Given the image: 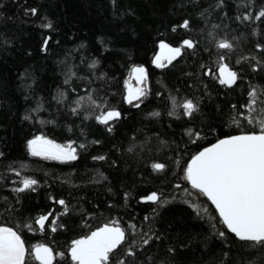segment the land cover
Listing matches in <instances>:
<instances>
[{
	"label": "snow or ice",
	"instance_id": "snow-or-ice-1",
	"mask_svg": "<svg viewBox=\"0 0 264 264\" xmlns=\"http://www.w3.org/2000/svg\"><path fill=\"white\" fill-rule=\"evenodd\" d=\"M206 4L196 13V19L202 22V26L194 29L189 16L173 24L171 32L182 29L190 35L182 38L175 46L165 39H158L155 44L151 58V65L155 69L162 73L171 71L180 60H184L186 67L192 69L180 70L177 82L183 88H168L167 96L162 90L153 94L149 71L142 64L128 66L127 76L121 86L116 77L110 80L107 73L97 74L100 61L95 57L89 59L81 56L80 65L68 67L69 52L65 53L63 60L57 61L65 65L67 71L63 73L64 87L57 89L52 99L56 101L58 112L62 108V114L81 120L80 125L70 121L65 126L69 133H74L75 127H80V135L84 136L83 128L87 121L101 126L111 134L118 123L132 118L133 110L141 113L145 120H159L163 115L161 111H145L143 107L153 95L157 101H164L168 106V117L183 120L179 140L163 139L162 136L167 133L156 131L152 136L145 133L139 143H136L138 137L133 136L127 148L128 153L139 157L137 163L144 161L145 166H150L154 173L164 174V181L158 189L138 193V203L156 205L152 207L151 215H145L139 226L133 222L124 226L118 217L107 220L71 239L64 251L54 252L45 243H35L28 247L21 230L36 231L38 228L43 233L50 229L56 233L58 228L67 227L60 222L59 217L70 216L72 210L65 199L57 200L49 195L48 198L63 209L59 215L47 211L34 218L24 217L16 207L20 203L19 194L35 192L40 182L34 176L24 174L23 165L20 168L9 165L7 172L15 177L11 179L10 192L16 198L10 202L8 197H4L0 201V214L6 217L4 222H0V264H186L182 257L192 250L193 243L200 246L201 253L200 259L194 264H264V84L252 83L254 77L259 78L264 74V0H206ZM111 6L113 15H116L117 0H111ZM180 6L184 7L183 0ZM193 6L198 5L193 3ZM24 14L40 16L35 7L25 8ZM134 14L131 8L119 12L121 16ZM40 19L41 28L55 31L52 20L47 16ZM229 32L240 34L229 36ZM2 43L5 47H14L13 41L6 36L2 38ZM52 43L53 37L45 36L40 51L48 53ZM100 43L103 46L105 42L100 40ZM242 44L247 45V54L241 48ZM53 46L59 47L60 40H56ZM77 47L85 49L87 46L81 43ZM238 49H241L239 54ZM108 50L104 48V51ZM204 53L208 60L203 59ZM27 55L31 56L32 53L28 52ZM233 56L236 57L235 65L229 63ZM81 66L86 74L78 76L73 69L78 70ZM19 76L24 81L30 73L25 69ZM205 79L229 90H234L238 83L248 80L241 98L236 103H230L226 113L217 106V112L227 117V126L231 128L234 125L231 131H222L225 122L215 124L202 111V101L210 95L209 84L205 83ZM76 81L84 87L80 88ZM97 81L108 87H93ZM113 85L116 91L110 90ZM200 85L204 89L202 95L184 91L185 88L198 90ZM26 89L31 91L32 85H26ZM118 94L120 99L113 104L111 101ZM29 99V95L24 96L26 102ZM124 105L128 106L127 110ZM42 110L44 103L42 100L37 101L35 107L25 109L21 119L33 125L55 126V120L40 118ZM168 127L171 128L172 124ZM136 131L143 133L144 129ZM209 136L215 142L204 146L203 142ZM153 140L157 143V153L166 148L171 155L165 154L163 160L159 156L154 157L149 165L145 161V152L149 155L152 153ZM90 144L100 145L102 141H88L85 137L79 144L70 138L59 143L43 131H37L25 140L24 149L30 157L71 166V162L77 161L81 151L86 152ZM113 149L120 151L116 145H113ZM4 156L0 152V157ZM91 159L108 161L104 154L93 155ZM110 166L117 167V161L112 160ZM169 172L171 179L168 178ZM9 179V176L0 177V181L6 182ZM106 179L101 172L98 178L93 177L90 182L100 183ZM108 191L112 192V189ZM193 191L198 193L197 199L204 197L209 202L203 211L201 205L191 201ZM178 194H182L183 198ZM131 198L130 191H123L125 207ZM177 201L192 210L194 219L203 221L200 231L187 235L186 239L183 234L172 235L167 230H157L152 226L159 214L158 209ZM115 206L108 204L107 207L110 211ZM209 208L214 210V215L209 212ZM14 216L20 219L10 225L8 221ZM81 219L85 218L81 216ZM135 219L132 217V220ZM86 227L85 223L81 230Z\"/></svg>",
	"mask_w": 264,
	"mask_h": 264
},
{
	"label": "trees",
	"instance_id": "trees-1",
	"mask_svg": "<svg viewBox=\"0 0 264 264\" xmlns=\"http://www.w3.org/2000/svg\"><path fill=\"white\" fill-rule=\"evenodd\" d=\"M117 3V14L113 15L111 0H0V152L5 154L4 157H0V177H10L6 182L0 181V201L4 197H8L10 202L16 198L15 194L10 192L11 179L15 177L14 174L7 172V167L13 165L20 168L23 165L24 174L34 176L40 182L35 192L26 191L19 194L20 203L16 207L24 217L34 218L47 211L59 215L63 209L53 203L48 198L49 195L57 200L65 199L69 209L72 210L70 216L59 217L60 222L65 223L67 227L58 228L56 233H52L50 229H46L43 233L38 228L36 231L21 230L22 238L28 247L35 243H45L52 247L54 252L64 251L71 239L112 218H120L124 226L128 222L139 226L140 220L145 215H151L152 207H156V205L138 203V193L158 189L164 181V174L154 173L150 166H145L144 161L137 163L139 157L128 153L127 148L133 136L138 137L136 143H139L144 139L145 133L152 136L156 131L167 133L162 136L163 139L179 140L184 126L183 120L168 117L166 114L168 106L164 101H157L153 95L143 107L145 111H161L163 115L159 120L152 121L151 118L145 120L141 113L133 110L132 118L118 123L111 134L101 126L87 121L84 123V136L80 135V127H75L74 133H69L65 126L70 121L80 125L81 120L62 114V108L58 112L56 101L52 99L57 89L64 87L63 73L67 71L65 65L58 64L57 61L63 60L65 53L69 52L68 67L80 65L81 56L89 59L95 57L100 61L97 74L107 73L110 80L116 77L121 86L127 76L128 66L142 64L149 71L153 94L162 90L167 96L168 88H183V85L177 82L180 70L192 69L186 67L184 60H180L176 68L171 71L162 73L161 70L155 69L151 65L155 44L158 39H165L175 46L182 38L190 35L182 29H178L175 33L171 32L173 24H178L189 16L194 29L202 26V22L196 19V13L200 7H206L207 4L206 0H193L198 6H193L190 0H183L184 7L180 6L181 0H117ZM33 7L39 10L40 16L24 14L25 8ZM129 8L134 11V15H119V12ZM42 16H47L53 21L55 31L40 27ZM239 34V32H229V36ZM48 35L53 37V43L49 45V52L43 53L40 51V46L43 38ZM5 36L13 41L14 47L3 46L2 38ZM56 40H60L59 47L53 46ZM100 40L105 42L103 46ZM81 43L87 47L79 49L77 46ZM105 47L109 50L104 51ZM241 48L247 54V45L242 44ZM240 50H237V54ZM28 52L32 55H27ZM202 55L204 60H208L206 53ZM235 59L236 57L233 56L229 63L235 65ZM25 69H28L30 76L22 81L19 74ZM73 70L77 71L78 76L86 74L83 66ZM76 83L79 84V81ZM205 83L209 84L210 95L204 97L202 111L215 124L224 121L226 126L222 131H231L234 125L231 128L227 126L229 122L223 113L228 111L230 103H236L241 98L242 90L248 86V80L238 83L234 86V90L222 87L216 82H209L207 79ZM252 83L264 84V74L259 78L254 77ZM28 84L32 85L31 91L26 89ZM79 86L84 87L83 84ZM93 87L107 88L108 85L97 81ZM110 90L116 91V86L113 85ZM184 91L199 96L203 94L204 89L200 85L198 90L185 88ZM25 95L30 96L27 102L24 100ZM119 99L118 94L111 102L116 104ZM40 100L44 103L40 118L55 120L57 122L55 126L33 125L21 119L25 109L35 107ZM217 106L223 109V113L217 112ZM127 107L124 105L125 110ZM170 123L171 128L168 127ZM141 128L144 132L138 133L136 130ZM37 131H43L59 143H64L70 138L79 144L86 137L88 141L101 140L102 144H90L86 152L81 151L77 161L71 162V166L60 165L57 162L44 161L27 155L24 142ZM210 142H215L211 136L203 144L207 146ZM113 145L120 148V151L114 150ZM151 147L150 155L145 152V161L149 165L154 157L159 156L163 160L166 158L165 154L171 155L166 148L157 153L155 140L152 141ZM99 154L107 155L108 161L91 159L93 155ZM112 160L117 161V167L110 166ZM101 172L107 179L100 183H91L92 178H98ZM168 178L171 179V172L168 173ZM65 180L69 182L64 183ZM109 188L112 192L108 191ZM125 190L132 193V198L126 207L122 199ZM178 195L183 198L182 194ZM197 196L198 193L193 191L190 199L201 205L203 211V208L209 206V202L204 197L197 199ZM108 204L116 206L109 211ZM209 212L215 214L211 208ZM158 213L152 226L157 230H167L172 235L183 234L184 239L187 235L200 231V225L203 223L193 218L194 213L186 204L178 201L159 208ZM81 216L85 219H81ZM132 217L136 219L132 220ZM5 219L6 217L0 214V222H4ZM19 219V216H14L8 223L15 224ZM85 223L87 227L82 231L81 226ZM191 247L192 250L182 257L186 264H194L200 259V246L193 243Z\"/></svg>",
	"mask_w": 264,
	"mask_h": 264
},
{
	"label": "rangeland",
	"instance_id": "rangeland-1",
	"mask_svg": "<svg viewBox=\"0 0 264 264\" xmlns=\"http://www.w3.org/2000/svg\"><path fill=\"white\" fill-rule=\"evenodd\" d=\"M103 224V223H102Z\"/></svg>",
	"mask_w": 264,
	"mask_h": 264
}]
</instances>
